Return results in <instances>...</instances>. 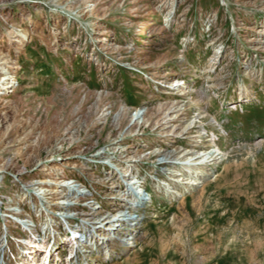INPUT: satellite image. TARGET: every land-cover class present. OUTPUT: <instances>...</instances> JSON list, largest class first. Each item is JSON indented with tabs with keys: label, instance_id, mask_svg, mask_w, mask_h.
Returning <instances> with one entry per match:
<instances>
[{
	"label": "rangeland",
	"instance_id": "obj_1",
	"mask_svg": "<svg viewBox=\"0 0 264 264\" xmlns=\"http://www.w3.org/2000/svg\"><path fill=\"white\" fill-rule=\"evenodd\" d=\"M1 88L0 264H264V0H0Z\"/></svg>",
	"mask_w": 264,
	"mask_h": 264
},
{
	"label": "bare ground",
	"instance_id": "obj_2",
	"mask_svg": "<svg viewBox=\"0 0 264 264\" xmlns=\"http://www.w3.org/2000/svg\"><path fill=\"white\" fill-rule=\"evenodd\" d=\"M10 79V78H9ZM9 79H7V80H9ZM6 82V81H5ZM9 82V81H8ZM4 86V85H3ZM7 87H8V84L5 86V88L7 89ZM5 88H1V90H0V93H2V91L3 90H5ZM215 122V121H214ZM216 123V122H215ZM217 151V152H216ZM213 154H218V155H220L221 154V149H217ZM211 156H213V155H211ZM217 157H215V156H213V158L212 159H216ZM170 162V161H169ZM73 168H75L74 166H73ZM108 180V179H107ZM189 181V183L188 182H186V183H188V185H197L198 184V182H197V180H195V179H189L188 180ZM177 182H178V180H177ZM51 182H35V186H37V185H40V184H50ZM60 186H62V185H64V186H67L66 187V190H65V188L63 189V191L64 192H67L70 196H73L74 194H78V190H76L75 188H73L75 191H73L72 193H69V187L70 186H68V183H64V184H59ZM70 185V184H69ZM34 186V187H35ZM77 187H82L81 185H77ZM45 188V187H44ZM45 191V190H44ZM173 193H175V192H173ZM176 193H178V192H176ZM35 195H37V194H35ZM133 195H134V192H133ZM137 195H138V193H137ZM142 199V198H141ZM139 200H140V198H139ZM141 202H142V204L144 203L142 200H141ZM64 204H68V203H64ZM43 205V210H44V208H45V205L44 204H42ZM70 206V205H69ZM130 210H133V209H130ZM37 211H40L41 212V210H37ZM18 213H19V211H18ZM17 212H15L13 215H15V216H19L20 215V213L18 214ZM49 214V213H48ZM57 213L55 212L54 213V211L52 212V215H54V216H56L57 217V215H56ZM60 214H64V213H62V212H60ZM50 215V214H49ZM65 215V214H64ZM37 216H41V213H39V215H37ZM118 216V215H117ZM68 217L70 218V217H73V216H66L65 215V217L64 218H66V221H67V224H65V223H63L62 221L60 222L61 223V225L63 224H65V228H61V229H63L68 235H70L71 236V234L70 233H72L73 234V236L71 237V238H69V240H67L68 241V243L67 244H65V246H62L63 244H61V248H60V246H59V244H60V242L58 243H55L52 247H47L48 248V250H47V248L46 247H44V246H39V245H36V242L35 241H32V242H27V246L29 247V248H26L27 250H31L30 252H29V254H30V257H29V260H30V264H38V262H42L41 264H50V261H51V259H52V255H55L57 252L56 251H58V249H61V251L62 250H67V261L68 262H70L71 264H73V261H74V258H75V256H77L78 255V251H79V247L81 246L80 245V240L78 239V236H80V235H82L83 237H84V240H87V243L89 242L90 244H89V248L91 249V251H90V254H91V257H94V258H98L99 257V255H98V251H100L99 250V248L103 245H105L106 243L108 244V242L107 241H105L103 238H107V236H106V234L108 233V234H110L112 231L113 232H116V233H118L117 232V230L115 229V223H116V220L114 221V220H108L107 218H101L100 219V221H96V222H94L95 223V225L93 226V229L92 228H89L90 230H87L86 231V229H88L87 227L86 228H82V227H78V226H74L73 224H74V221L72 222V223H69V222H71V221H69V219H68ZM136 216H134V215H126V214H123V215H119L118 216V218H123L122 220H121V222H123V220H126V218H127V222L128 223H130L131 225V227L128 229V232L126 233V235H123V237L122 238H120V243L121 244H125V243H127V245H128V247L126 248V249H128L129 247H136L138 244L137 243H128V240L130 241V240H133L134 238L132 237V238H129V236H133L134 235V233H136V229H135V226L133 227V219L135 218ZM62 218V217H61ZM21 219H23V218H21ZM63 220V219H62ZM21 221V223H24V224H26V225H28V223H27V221H23V220H20ZM59 221H60V218H59ZM109 224V225H108ZM129 225V224H128ZM63 227V226H62ZM95 227H98L97 229H95ZM103 227V229L105 228V232L104 233H102V234H100V229L99 228H102ZM54 229V231H50V233H48L49 234V236H47V233L45 234V237H47L48 239H51L52 237H53V239H54V237H56L57 235L60 237V233H58V231L55 229V228H53ZM33 231V230H32ZM90 231V232H89ZM95 231V232H94ZM34 233V232H33ZM94 234V235H93ZM98 234H99V236H98ZM120 234V233H119ZM87 237V238H86ZM115 237V236H114ZM82 239V238H81ZM83 240V239H82ZM20 242H22L21 240H20ZM91 245V246H90ZM105 247V248H104ZM102 249L104 250L103 251V254H105V255H108L109 256V258L111 257V255H112V253H111V250L108 248L107 249V247L108 246H104ZM35 248H37V249H35ZM46 248V250H43V249H45ZM107 249V250H106ZM40 251H42V252H40ZM60 251V250H59ZM102 252V251H101ZM33 253H35V255L33 254ZM38 253H40L39 255H37ZM59 253V252H58ZM77 254V255H76ZM38 257H37V256ZM56 258L58 259V261L60 260V255H58V254H56ZM66 258V257H65ZM93 258V259H94ZM88 259V258H87ZM2 260H4V259H2ZM2 264V263H1ZM3 264H4V261H3Z\"/></svg>",
	"mask_w": 264,
	"mask_h": 264
},
{
	"label": "built area",
	"instance_id": "obj_3",
	"mask_svg": "<svg viewBox=\"0 0 264 264\" xmlns=\"http://www.w3.org/2000/svg\"><path fill=\"white\" fill-rule=\"evenodd\" d=\"M70 184V185H69ZM73 184V185H72ZM77 185H81V183H77L75 180H72V181H70V182H68V186H70L69 188H71V189H73V188H75L76 190H78L79 192H80V190H79V187H77ZM67 186H65V188H66ZM145 192H146V189H143L142 191H138V195L136 194V196L137 197H139L140 198V201L142 200L144 203H145V200L146 199H141L142 197L141 196H139V195H141V194H145ZM68 194V193H67ZM147 194V193H146ZM71 195V194H70ZM70 195H68L69 197V199H70V205H73V206H75V205H77V203L78 202H76L75 200H79V197L77 196V195H80L79 193L77 194H74L73 196H70ZM77 196V197H76ZM72 199V200H71ZM69 204H67L66 206H65V208H66V210L68 211L69 210V208L68 207H71V206H69ZM72 208L73 207H71L70 209L72 210ZM67 211L65 212V213H67ZM130 215V214H129ZM132 215H134V214H132ZM134 216H136V215H134ZM74 218V217H73ZM62 219H63V221H65V218L64 217H62ZM75 219V218H74ZM138 223V217L136 216L134 219H133V227L135 226V224H137ZM71 236H72V234H71Z\"/></svg>",
	"mask_w": 264,
	"mask_h": 264
}]
</instances>
